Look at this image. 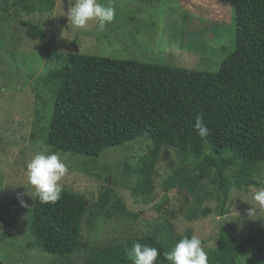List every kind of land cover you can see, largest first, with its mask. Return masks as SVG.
Instances as JSON below:
<instances>
[{
	"label": "trees",
	"instance_id": "obj_1",
	"mask_svg": "<svg viewBox=\"0 0 264 264\" xmlns=\"http://www.w3.org/2000/svg\"><path fill=\"white\" fill-rule=\"evenodd\" d=\"M227 2L229 9L230 5L233 8V48L220 57L215 71L130 58L58 54L61 65L48 72L42 82L46 91L48 82L56 87L46 143L54 151L96 157L106 147L145 136L152 143L149 152L140 156L134 168L126 166L137 173L132 195L144 204L154 200L160 152L173 148L178 163L164 179L162 200L155 208L173 217L184 212L190 220L212 212L222 215L232 187H241L246 181L241 174L264 161V0ZM11 5L27 14L50 12L55 0H0L4 11ZM18 22L29 37H45L38 23L26 19ZM202 45L205 50L211 49ZM201 113L210 130L206 143L194 129L195 116ZM204 178L213 184L206 194L215 199L216 206L198 210L188 205L189 196L202 200L198 191ZM174 188L179 193V208L167 210V193ZM26 205L28 233L37 246L54 255L51 264L68 260L82 248L85 219L95 229L101 218L139 215L127 208L108 183L95 201L63 188L61 199L54 204H41L34 195L32 203ZM186 234L192 237L190 228ZM175 239L171 227L162 222L140 237L92 245L83 264H133L129 253L136 242L158 249L155 264H168L163 254L170 251ZM241 255H249L254 264H264V229L250 236L240 232L221 234L208 253V264H235Z\"/></svg>",
	"mask_w": 264,
	"mask_h": 264
},
{
	"label": "rangeland",
	"instance_id": "obj_2",
	"mask_svg": "<svg viewBox=\"0 0 264 264\" xmlns=\"http://www.w3.org/2000/svg\"><path fill=\"white\" fill-rule=\"evenodd\" d=\"M99 2L111 3L116 10L114 20L103 30H97L94 21L85 29H76L68 23L63 15L71 0H55L50 12L36 10L27 14L16 11L12 5L5 11L0 9V259L3 264H51L54 258L53 254L37 246L28 233L29 214L27 208L21 206V200L25 204L32 203L35 195L27 183L26 168L37 152L61 155L68 169L61 181L63 188L83 193L88 200L95 201L108 183L129 210L139 213L136 219L119 214L108 220L101 218L95 229L85 219L80 237L82 248L57 264H83L92 245L140 237L162 222L174 232L176 239L172 246L187 236L186 231L190 228L192 236L203 240L208 253L216 246L221 234L240 232L250 236L264 229V210L252 217L253 220L247 215L255 205L252 193L264 188V161L241 174L246 181L241 182V187L237 184L232 187L222 215L212 212L190 220L184 212L173 217L155 208L162 200L164 179L178 163L173 148L161 150L154 177L155 198L144 204L132 195L137 173L128 171L126 166L134 168L140 156L149 152L152 143L147 137L106 147L96 157L54 151L46 143V127L56 87L48 82L46 91L42 82L48 72L61 65L58 54L130 58L215 71L221 58L233 48V8L230 5L229 9L226 0ZM19 19L38 23L45 37H29ZM202 44L211 49L205 50ZM212 185L204 178L198 191L202 200L189 196L188 205L198 210L215 207V199L206 194ZM178 194L175 188L168 191L165 209L179 208ZM15 208L17 212L14 213ZM235 264H254V260L249 255H241L236 257Z\"/></svg>",
	"mask_w": 264,
	"mask_h": 264
},
{
	"label": "clouds",
	"instance_id": "obj_3",
	"mask_svg": "<svg viewBox=\"0 0 264 264\" xmlns=\"http://www.w3.org/2000/svg\"><path fill=\"white\" fill-rule=\"evenodd\" d=\"M116 10L109 3L102 4L99 0H71L64 15L76 29H85L89 22L94 21L97 30H103L115 18ZM203 114L195 116L194 129L203 142H207L210 130L203 122ZM68 169L59 153L37 152L33 155L26 168L27 183L34 189L36 199L41 204H54L61 199L63 185L61 181ZM255 205L248 210V218L258 215L264 210V188L252 193ZM21 206L27 205L21 200ZM253 220V219H252ZM160 255L154 246L136 242L129 253L133 264H155ZM164 258L168 264H208V252L197 236L182 237L170 251L165 252Z\"/></svg>",
	"mask_w": 264,
	"mask_h": 264
}]
</instances>
